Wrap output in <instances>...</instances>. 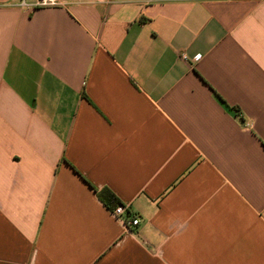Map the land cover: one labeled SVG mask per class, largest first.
I'll return each instance as SVG.
<instances>
[{
    "label": "crops",
    "instance_id": "crops-1",
    "mask_svg": "<svg viewBox=\"0 0 264 264\" xmlns=\"http://www.w3.org/2000/svg\"><path fill=\"white\" fill-rule=\"evenodd\" d=\"M0 264H264V0H0Z\"/></svg>",
    "mask_w": 264,
    "mask_h": 264
},
{
    "label": "built area",
    "instance_id": "built-area-1",
    "mask_svg": "<svg viewBox=\"0 0 264 264\" xmlns=\"http://www.w3.org/2000/svg\"><path fill=\"white\" fill-rule=\"evenodd\" d=\"M64 3V0H33V2L28 3L27 0H20V5L22 7H29V8H35V7H57L62 6ZM128 209L127 205L119 204L114 208L112 211V214L117 219L122 220L123 224L129 228V226H136L139 223V220L137 218L129 219L125 217V213Z\"/></svg>",
    "mask_w": 264,
    "mask_h": 264
},
{
    "label": "trees",
    "instance_id": "trees-1",
    "mask_svg": "<svg viewBox=\"0 0 264 264\" xmlns=\"http://www.w3.org/2000/svg\"><path fill=\"white\" fill-rule=\"evenodd\" d=\"M100 198L105 202V203H108V204H111L112 207H115L117 205V203H115V198L113 196H111L110 194L108 196H106V193L103 192L101 193L100 195Z\"/></svg>",
    "mask_w": 264,
    "mask_h": 264
}]
</instances>
